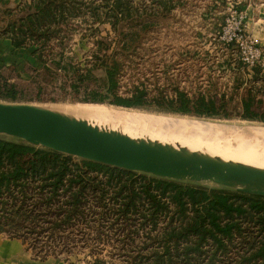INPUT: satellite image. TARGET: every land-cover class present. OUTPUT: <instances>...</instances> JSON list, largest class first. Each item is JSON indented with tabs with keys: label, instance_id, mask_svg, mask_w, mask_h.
<instances>
[{
	"label": "trees",
	"instance_id": "trees-1",
	"mask_svg": "<svg viewBox=\"0 0 264 264\" xmlns=\"http://www.w3.org/2000/svg\"><path fill=\"white\" fill-rule=\"evenodd\" d=\"M167 1L151 0L140 8L139 0H31L7 12L14 17L0 36L14 48L30 49L44 72L57 70L72 79L69 86L74 92L93 83V71L103 66L104 83H111L115 105L230 116L235 101L242 109L240 116L264 121V71L253 66L249 77L242 78L239 74L246 67L233 43L227 45L229 55L216 64L217 78L207 76V83L193 84L194 79L182 87L180 83L191 77L174 79L171 65L165 63L160 76L164 83L154 76L151 83L138 79L124 93L116 92L125 68H134L136 59H143L139 53L149 35L155 28L168 27L155 21L156 10L161 9L162 20L168 16ZM17 9L21 14L14 15ZM222 22V17L213 21L206 32L217 33ZM103 24H109L117 37L111 44L96 39ZM207 33L195 36L205 40ZM74 35L95 38L85 63L66 55L65 41ZM193 49L180 51L183 63L202 56ZM202 53L201 58L209 61L211 54ZM207 68L215 70L213 64ZM220 72L231 74V92L204 88L216 86ZM0 95L18 96L16 85L2 79ZM83 97L103 102L106 93L95 84ZM1 232L36 244L39 255L41 246L44 253H56L93 243L89 254L95 257L96 245L111 239V255L124 264H264V197L120 169L0 135ZM44 236L47 239L41 241ZM50 241L54 243L48 249L41 244Z\"/></svg>",
	"mask_w": 264,
	"mask_h": 264
},
{
	"label": "rangeland",
	"instance_id": "rangeland-1",
	"mask_svg": "<svg viewBox=\"0 0 264 264\" xmlns=\"http://www.w3.org/2000/svg\"><path fill=\"white\" fill-rule=\"evenodd\" d=\"M234 0H231V3L234 4ZM248 2H251V9L253 13H256L257 16H259L258 20H252L247 21L245 20L246 30L245 34L247 37L251 38L255 43L259 45V49L261 50V56L264 57V0H248ZM240 5V3H238ZM234 7L236 8V5L234 4ZM17 13L14 15H19L21 12H19V9L16 10ZM219 17H222L224 19V15L226 14V6L224 5L222 8L218 10ZM251 12V13H252ZM14 17V16H13ZM11 16H6V14L3 16V13L0 14V29L2 30L3 27L7 25L8 22L13 19ZM197 23L193 22L192 25H190V29L188 34L186 36H178V35H167L166 33L162 35H156L155 33L149 35L148 40L144 42V45L142 47V51L139 53L140 58L143 59H136V64L134 68H125L123 80L121 82L120 89H117L116 92L118 93H124L125 88L131 84V82L135 80H144L148 83H151L155 81V77L157 76L158 82L164 83V80L162 79L161 72L163 71V64L169 63L171 65L172 73L174 74V79L181 80L183 78L191 77L186 83L183 84V82L180 83V86H189V81L194 80V83H207L206 79H208L207 76H211L214 79L217 78V69L216 64L217 62L221 61L222 57L228 56L226 55V52L228 50H220L221 46L217 43L216 39H213V34L210 35L206 34V39L202 40V38L196 37L197 35L196 30L200 28H196ZM101 30V37H98L96 39L103 40L106 44L113 43L117 40V37L115 36V33L112 31L109 24H103L99 26ZM81 32H83V27L80 28ZM201 30V29H200ZM109 36H108V35ZM95 38L88 37V38H80L78 35H74L70 40L67 39L65 41L66 45V55L68 58H71L73 62L78 63H85L86 59L91 58V51L95 47L94 43ZM207 40V41H206ZM200 41H203V44L200 43ZM53 44L55 48V52H58V48H56V43ZM115 45V43H114ZM113 45V46H114ZM197 45V46H195ZM198 48L200 54L199 59H190L189 61H184L183 63V57H180V54L182 49H189L194 50L193 48ZM157 48H161V50H169L168 52H161L157 50ZM30 50V49H29ZM112 50H110L111 52ZM209 52L211 56L209 57V61L206 62V60H203L201 57H203L202 52ZM31 53V51L29 52ZM222 53L225 55L221 56ZM32 54V53H31ZM33 57L36 59V55L32 54ZM232 56H235L236 54L234 52L231 53ZM196 60V61H195ZM199 60V61H198ZM198 61V62H197ZM199 64V66H198ZM214 66L215 70L209 71L208 66L212 65ZM4 73H0V82L2 79H12L14 77L13 84L16 85V89L18 90V96H12V97H4L0 95V102H26L31 104H36L40 106H46L50 107L54 110H57L59 112L70 109V108H85L90 109L93 111H97L101 114L110 115L115 114L118 115L120 113H124L123 115L132 116V115H143V116H149V117H158L160 119H167L171 121L176 122H185V123H197V124H216V125H258V126H264L263 120L258 119H247L240 114L242 113V109L240 105H237V103L234 101L232 103L233 106L236 107V109H229L230 116H198L195 114H184L179 112H174L171 110H167L164 108H157V107H134V106H119L111 103L113 100V94L115 93L112 90V85L110 82L104 83L105 79V73H104V67L99 66L97 69L93 71L95 74L96 80L93 83L88 84L87 86L81 88L78 92H74L72 88L69 86L70 82H72V79L65 78L60 71H52L50 72H44L42 70L41 64H33L32 66H27L23 64L21 67H19V71L14 72V74L9 73L10 71H3ZM19 73V74H18ZM249 72H247L245 69L239 74L242 78H248ZM199 77H198V76ZM162 76V77H160ZM222 78V83L217 84L216 86H208L207 84L204 85V88H208L210 92H214L216 90L217 92L221 91H227L231 92L233 90L232 86L228 82L229 78L231 79V74L228 72H220ZM198 77V78H197ZM220 77V78H221ZM200 78V79H199ZM185 79V80H186ZM226 81V82H225ZM260 83V79L257 80ZM11 83V82H10ZM226 83V84H223ZM64 84L63 87L60 85ZM101 86L103 91L106 93V100L103 102H91V101H84V94L91 88L94 87V85ZM188 84V85H187ZM207 85V86H206ZM41 86L42 90L38 92V87ZM231 94V93H229ZM103 114V115H104ZM103 122V121H102ZM105 122V121H104ZM103 122V123H104ZM101 124L104 126L111 125L108 122H105V124ZM103 126V127H104ZM114 127L118 128H124L125 126L123 124H117L113 125ZM138 128V127H137ZM135 129V133H145V135H152L156 137H160L163 140H173V142L179 139L177 137H174L173 135H167V133L161 132H150L145 131V129ZM139 130V132H138ZM143 131V132H142ZM155 132V133H154ZM157 134V135H156ZM159 134V136H158ZM165 135V137H164ZM167 137V138H166ZM169 137V138H168ZM170 139V140H169ZM208 187H216L217 185L213 183H204ZM41 241L46 240L47 238L39 237ZM21 240L24 244V248L30 252L31 258L33 260H37L39 263L42 264H124L123 260L120 257H117L115 255H111L113 252V248L111 246L112 241L111 239H108L109 243L106 241L99 242V245H96L97 250L94 251L95 257L93 255L89 254V249L94 248L95 244L90 243L89 247L85 245H78L72 249L64 250L58 249V252H48L46 251L44 253L43 247L42 254L39 255L37 246L34 247L36 244L32 245L31 242L28 240L23 241L22 238L17 236H11L10 234L6 232L0 233V240L3 242H8L9 240ZM65 239H71L72 236H67ZM49 241V239H48ZM89 242H94V240H90ZM54 243L52 241L41 243L46 244L48 249V244ZM57 244V243H55ZM93 244V245H91ZM51 248H53V244L50 245ZM38 253V254H37ZM45 254V255H44ZM43 255V256H41ZM98 258L100 261L95 262V258Z\"/></svg>",
	"mask_w": 264,
	"mask_h": 264
},
{
	"label": "water",
	"instance_id": "water-1",
	"mask_svg": "<svg viewBox=\"0 0 264 264\" xmlns=\"http://www.w3.org/2000/svg\"><path fill=\"white\" fill-rule=\"evenodd\" d=\"M0 135L120 169L264 197V168L133 138L46 106L0 102Z\"/></svg>",
	"mask_w": 264,
	"mask_h": 264
},
{
	"label": "bare ground",
	"instance_id": "bare-ground-1",
	"mask_svg": "<svg viewBox=\"0 0 264 264\" xmlns=\"http://www.w3.org/2000/svg\"><path fill=\"white\" fill-rule=\"evenodd\" d=\"M61 113L86 120L92 125L101 127L104 126L101 125L104 121L108 122L111 125L104 122L103 124L108 125L104 126V128L119 131L133 138H143L171 145L178 144L189 150L216 156L223 160L264 168V126L195 124L143 115L128 116V114L123 115L124 113L118 115H115L117 113H110V115L108 113V115H105L104 112L103 115L97 111L85 108H70L64 111L61 110ZM117 124H123L125 127L118 128L113 126H117ZM137 127L150 132L159 131L162 135L163 133L171 134L179 140L173 142V140L169 139L170 141H167L161 139V136L156 137L149 135V133L145 135L143 131V133L137 134L135 133Z\"/></svg>",
	"mask_w": 264,
	"mask_h": 264
},
{
	"label": "crops",
	"instance_id": "crops-1",
	"mask_svg": "<svg viewBox=\"0 0 264 264\" xmlns=\"http://www.w3.org/2000/svg\"><path fill=\"white\" fill-rule=\"evenodd\" d=\"M30 1L31 0H0V14L3 13V16L5 14L7 16L9 10H14L18 6L23 5L24 3H29ZM150 1L151 0H139L140 8L142 6L141 3H150ZM227 1L228 0H168L167 3L171 6V9L167 11L168 16L163 20L160 19L159 17L162 14L160 9L158 11L156 10L159 14L158 18H155V21L158 20L159 23H165L168 27L159 29L155 28L154 33L156 35L166 33L167 35L169 34L172 36H186L189 30H192L190 29V25H192L193 22H196V26H198L196 28L201 29L196 30L197 34H205L207 25H210L213 21L218 19L220 14L218 10L226 5ZM234 1L240 3L241 8L245 10L247 21L258 20L259 16L252 12L251 2H248V0ZM168 51H171V49L169 48ZM29 52V49L14 48L9 39L0 36V73H4L3 71H10L9 73L14 74V72L19 71V67L23 64L25 67L38 64L39 62L35 60L33 55ZM222 78L224 79L225 77L223 76L217 79L218 85L222 83ZM7 80L8 82L13 83L14 77ZM226 83H230V80ZM0 264L42 263L31 258L30 252L24 248V244L21 240L13 239L8 242L0 240Z\"/></svg>",
	"mask_w": 264,
	"mask_h": 264
},
{
	"label": "built area",
	"instance_id": "built-area-1",
	"mask_svg": "<svg viewBox=\"0 0 264 264\" xmlns=\"http://www.w3.org/2000/svg\"><path fill=\"white\" fill-rule=\"evenodd\" d=\"M234 4L231 0L227 1L226 14L219 31L213 34V39L221 46L220 50H228L227 45L233 43L239 59L248 72H251L253 66H259L264 71V57L261 56L259 45L245 34L246 12L237 2Z\"/></svg>",
	"mask_w": 264,
	"mask_h": 264
}]
</instances>
